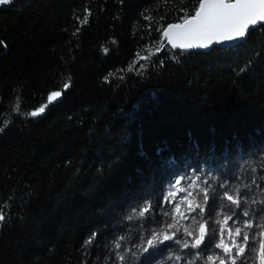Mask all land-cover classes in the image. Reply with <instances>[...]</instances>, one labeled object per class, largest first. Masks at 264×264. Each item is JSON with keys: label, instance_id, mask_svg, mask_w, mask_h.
I'll list each match as a JSON object with an SVG mask.
<instances>
[{"label": "trees", "instance_id": "1", "mask_svg": "<svg viewBox=\"0 0 264 264\" xmlns=\"http://www.w3.org/2000/svg\"><path fill=\"white\" fill-rule=\"evenodd\" d=\"M195 2L0 5V264H188L201 249L139 248L169 221L163 195L180 175L208 179L201 186L217 193L238 188L239 221L264 223V30L207 53L166 40L156 51L157 29L179 22L181 9L191 15ZM52 91H62L58 101L27 115ZM146 201L150 213L128 220ZM220 204L210 190L209 205ZM188 216L181 223L194 227L197 213Z\"/></svg>", "mask_w": 264, "mask_h": 264}, {"label": "snow or ice", "instance_id": "2", "mask_svg": "<svg viewBox=\"0 0 264 264\" xmlns=\"http://www.w3.org/2000/svg\"><path fill=\"white\" fill-rule=\"evenodd\" d=\"M11 0H0V5H7ZM184 15L179 18V22L170 23L166 27L157 29L161 32V38L156 46V51H160L167 44L173 49H208L214 45L236 44L246 39L250 31L264 30V0H196L193 5L192 14L187 10L181 9ZM146 19H151L146 17ZM84 22H87L85 18ZM3 42L0 41V44ZM106 51V50H105ZM154 53L149 52L148 56L140 59H148ZM69 85L65 84L66 89ZM62 96V91H52L47 97V103L27 113L31 117H37L43 114L49 104H52ZM13 111L20 113L19 98L13 106ZM9 120L4 121V127H7ZM3 131V127H0ZM187 180V185L183 186L182 181ZM208 185V179L201 181L199 175L185 177L183 175L175 177L171 182L170 190L163 195V201L171 203L170 210L165 211L164 215L169 217V221L164 222L162 227L150 233V238L141 240L139 245L141 253L149 252V249H156L159 244L166 241H174L182 249H201L196 252L195 260L203 259V264H264V223L255 224L252 219L239 221V216L231 206L240 209L242 196L240 190H229L225 184L220 188L224 189L222 193H217L215 189L202 187ZM197 190V195L193 194ZM212 192V199L215 202L220 200L221 212H216L215 207L209 205V191ZM178 193L185 195L176 201ZM227 202V205L223 204ZM183 206V207H182ZM153 205L146 201L145 205L132 209V214L127 217L128 220L134 218H143L150 213ZM227 207V212L223 209ZM206 208L208 216H205ZM198 210V211H197ZM196 212L197 217H191L193 226H185L182 220L189 219L188 214ZM230 213V214H229ZM239 215L250 217V212L241 209ZM236 217V221H234ZM5 219L0 213V221ZM210 221H213L210 223ZM230 221L233 224L230 225ZM258 228V232L252 231ZM219 233V239L216 240V233ZM178 234L191 239H178ZM227 234L229 242L224 239ZM95 233H93V238ZM120 240L124 237H120ZM91 242V239L88 243ZM115 248L119 249V241L115 243ZM219 249L218 253L205 255L203 249L211 251V248ZM120 261L125 259L124 255L117 253ZM177 261L181 259L178 255ZM195 260L188 264H195Z\"/></svg>", "mask_w": 264, "mask_h": 264}, {"label": "water", "instance_id": "3", "mask_svg": "<svg viewBox=\"0 0 264 264\" xmlns=\"http://www.w3.org/2000/svg\"><path fill=\"white\" fill-rule=\"evenodd\" d=\"M252 31L249 32L248 36L246 37V39L242 40V41H239L237 42L236 44H226V45H214L212 46L211 48H208V49H190V50H181V49H174V50H179V51H189V52H193V53H207L215 48H226V47H233V46H236L238 44H241L242 42L246 41L250 35ZM169 45V44H168ZM171 47V45H169ZM172 48V47H171Z\"/></svg>", "mask_w": 264, "mask_h": 264}]
</instances>
